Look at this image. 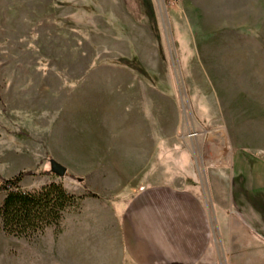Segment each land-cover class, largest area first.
Segmentation results:
<instances>
[{"label": "rangeland", "instance_id": "obj_1", "mask_svg": "<svg viewBox=\"0 0 264 264\" xmlns=\"http://www.w3.org/2000/svg\"><path fill=\"white\" fill-rule=\"evenodd\" d=\"M247 146L264 152V0H0V174L34 172L22 190L55 182L120 208L185 183L226 264L210 165ZM81 209L30 238L0 221V264H125L118 222L105 241Z\"/></svg>", "mask_w": 264, "mask_h": 264}, {"label": "crops", "instance_id": "obj_2", "mask_svg": "<svg viewBox=\"0 0 264 264\" xmlns=\"http://www.w3.org/2000/svg\"><path fill=\"white\" fill-rule=\"evenodd\" d=\"M142 85L145 91L157 88L147 80ZM145 115L138 120H151ZM212 163L215 218L223 236L225 263L264 264V152L241 147L228 165ZM78 196L84 197L79 211L89 220L103 221L87 223L86 232H97L99 226L107 241V232L118 222L125 264H218L211 252L209 211L197 191L185 183L147 185L120 208L88 194Z\"/></svg>", "mask_w": 264, "mask_h": 264}, {"label": "trees", "instance_id": "obj_3", "mask_svg": "<svg viewBox=\"0 0 264 264\" xmlns=\"http://www.w3.org/2000/svg\"><path fill=\"white\" fill-rule=\"evenodd\" d=\"M34 175L32 171L20 172L6 179L0 174V195L5 194L0 221L7 236L30 238L49 228H59L65 215L82 205L83 196H76L59 183H50L36 191L22 190L24 178ZM88 196L98 197L93 193Z\"/></svg>", "mask_w": 264, "mask_h": 264}, {"label": "water", "instance_id": "obj_4", "mask_svg": "<svg viewBox=\"0 0 264 264\" xmlns=\"http://www.w3.org/2000/svg\"><path fill=\"white\" fill-rule=\"evenodd\" d=\"M52 171L60 177L66 176L68 172L66 167L57 162H52Z\"/></svg>", "mask_w": 264, "mask_h": 264}]
</instances>
